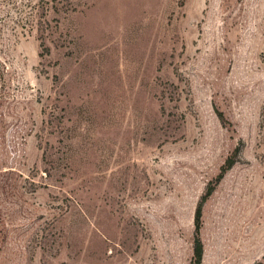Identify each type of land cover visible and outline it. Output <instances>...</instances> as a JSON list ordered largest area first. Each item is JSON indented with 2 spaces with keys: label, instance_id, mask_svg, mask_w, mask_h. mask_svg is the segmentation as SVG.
Wrapping results in <instances>:
<instances>
[{
  "label": "rangeland",
  "instance_id": "rangeland-1",
  "mask_svg": "<svg viewBox=\"0 0 264 264\" xmlns=\"http://www.w3.org/2000/svg\"><path fill=\"white\" fill-rule=\"evenodd\" d=\"M202 199L264 264V0H0V264H192Z\"/></svg>",
  "mask_w": 264,
  "mask_h": 264
},
{
  "label": "trees",
  "instance_id": "trees-1",
  "mask_svg": "<svg viewBox=\"0 0 264 264\" xmlns=\"http://www.w3.org/2000/svg\"><path fill=\"white\" fill-rule=\"evenodd\" d=\"M234 161L232 158H229L225 167L224 171L230 168L233 165ZM213 188L209 187L207 190L206 195H209L212 192ZM205 198V197H204ZM204 199H202L194 212V226H195V237H194V244H193V259L192 264H201L202 256H203V243L199 237V230L201 225V210L203 205Z\"/></svg>",
  "mask_w": 264,
  "mask_h": 264
}]
</instances>
